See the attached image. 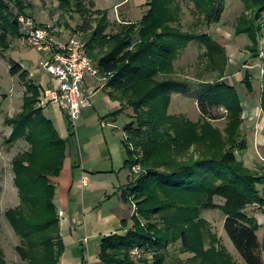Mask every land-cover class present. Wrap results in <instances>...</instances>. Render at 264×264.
<instances>
[{"label":"trees","instance_id":"trees-1","mask_svg":"<svg viewBox=\"0 0 264 264\" xmlns=\"http://www.w3.org/2000/svg\"><path fill=\"white\" fill-rule=\"evenodd\" d=\"M187 1L194 4L193 12L208 26L218 23L225 10V0ZM239 1L245 4V12L236 35H248L252 43L248 51L254 58L260 57L264 0ZM145 5L148 11L139 22L122 24L113 32H108L112 26L109 12L99 11L96 27L85 36L88 56L100 74L109 77L105 87L122 105L106 118H117L124 105L134 112L124 128L125 167L131 170L134 164H141L144 170L138 176L131 172L121 192L124 203L136 206L131 225L123 220L125 234L102 239L97 263L137 264L131 251L140 248L152 253V260L143 259L144 264H167L168 248L180 243L181 252L193 256L177 264H237L202 216L204 210H220L225 216L224 229L245 263L264 264L258 221L247 213L250 206H264L259 189L264 176H257L237 157L236 151L246 146L240 138L245 108L236 88L223 82L226 62L217 81L197 85V107L202 115L198 122L183 114H169L172 92H190L192 85L184 89L185 84L175 79L162 80L173 73L179 43L199 41L207 45L213 69L218 59L225 58L224 48L208 33L174 27L181 15L179 0H146ZM26 8L21 0H0L3 49L9 48L10 36H22L17 18ZM9 62L11 74L25 82L26 93L22 111L5 121L12 127L6 143L13 146L25 140L30 149L13 159L21 203L5 215L22 241L17 253L25 264H60L66 246L51 179L63 171L68 140L59 135L44 110L36 107L40 88L30 73L18 62ZM251 77L247 72L243 84L253 92ZM222 110L227 113L224 130L214 125L215 120L225 117ZM66 119L72 137L74 122L69 116ZM217 198L223 202L217 203ZM0 264H7L1 255Z\"/></svg>","mask_w":264,"mask_h":264},{"label":"rangeland","instance_id":"rangeland-1","mask_svg":"<svg viewBox=\"0 0 264 264\" xmlns=\"http://www.w3.org/2000/svg\"><path fill=\"white\" fill-rule=\"evenodd\" d=\"M21 1L27 5V8L25 12L20 14L34 17L40 25L50 28L55 36L66 41L77 38L85 42V36H88L91 30L96 27L97 18L101 17L99 11L109 12V20L112 26L108 32L116 31L122 24L139 22L148 11L145 5L146 0ZM179 4L180 20L179 23L174 24V27L181 28L185 32L208 33L213 41L224 48L225 58L218 59V66L213 69L210 58L211 51L207 45L199 41H193L189 44L179 43L176 59L173 63V73L169 76L165 75L162 80L172 78L177 80L179 84L184 83V89L190 85H192V89L190 92L184 93L172 92L169 114H183L192 121L198 122L201 115L199 116L196 105L199 98V92H195L199 91L197 85L203 81H207V83L217 81L220 69L223 67V63L226 62V71L232 77L234 87L243 102V106L250 114L256 112L252 113L253 116L243 115L246 119H244L241 127L240 138L245 141L246 146L244 149L237 150L236 154L240 162L244 163V166L254 171L257 176H264V57L261 56L264 54V27L261 55L254 58L247 48L252 44L248 35H236L239 19L245 12L243 2L225 0V10L220 21L211 26L204 23L203 17L201 20L193 12L195 9L194 4L187 0H179ZM86 10H89L90 13L87 14ZM262 23L264 24V19ZM223 31H228L223 33V37L227 39L230 44L229 47H225L218 41L219 39L220 41L224 40L220 37ZM14 50L26 52L23 53L27 58L22 60V67L24 70L33 73L32 75L38 83H41L46 73L38 66L41 53L26 45L22 36H10L9 48L6 50L0 46V255L3 256L7 264H25L17 253V247L22 244V241L5 215L6 211L19 206L21 203L19 191L15 186L13 159L18 154L30 149V145L25 140H20L13 146L6 143L12 133V127L8 126L5 121L8 118L17 116V112L20 111V106L23 103L26 88L25 82L20 76H13L10 72V59L18 63L20 61V54L18 56L12 55ZM221 60L222 62H220ZM247 72L252 74L253 92L243 84ZM100 76L101 79L105 78L106 80H90L87 86L84 87L88 91L93 90L95 92L92 98L93 108L83 111L81 118L73 128L75 135L71 137L68 132L63 138L68 140L70 153L73 152L71 157L74 160L75 167L76 165H78V168L83 166L84 170L87 171V176L92 171L99 170L102 167H110L111 162L100 159L106 156V158H109L111 154L115 176L109 178L113 179L115 183L125 184L130 175V168L125 167L127 154L123 144L126 137L124 128L133 120L134 112L131 108H127V105H124L125 110L117 118H106L119 110L122 105L120 101L113 100L107 87H105L109 77ZM223 80V82L229 81L231 86L233 85L231 79L224 78ZM36 107L43 110L47 109L46 115L50 118L53 114L57 115L54 112L55 107L47 108L42 104L40 98ZM66 121L68 122L67 119ZM67 122L66 126L68 125ZM214 125L224 130L227 121H215ZM56 129L61 135L63 130L60 124H56ZM81 158L83 164L80 165L79 159ZM135 165L141 168L138 173H133L138 176L144 170L141 164H134L133 166ZM259 189L264 195V185L260 184ZM216 202L222 203L223 200L217 198ZM131 209L133 216L136 206L131 205ZM247 213L258 221V235L264 241V206H250L247 208ZM202 216L211 224L213 233L217 235L221 245L227 248L237 264H246L224 229V214L220 210H204ZM97 242V240H93L89 246L93 250L95 249V254L99 255L100 245ZM208 247L209 245H207ZM192 256V254L181 252L180 243L171 245L167 250V264H177V262L186 261ZM151 257V252L143 251L142 257L135 259V262L144 264L143 259L151 261ZM132 258L134 259L133 256Z\"/></svg>","mask_w":264,"mask_h":264},{"label":"crops","instance_id":"crops-1","mask_svg":"<svg viewBox=\"0 0 264 264\" xmlns=\"http://www.w3.org/2000/svg\"><path fill=\"white\" fill-rule=\"evenodd\" d=\"M227 32L228 31L221 32V36H219L224 40H218L225 47L230 46L227 39L223 37V33ZM23 53L26 52L19 50H14L12 52L13 56H18L20 54L19 63L21 66L22 60L27 58V56ZM29 73L30 79H32L40 88L39 98L41 100L45 92L55 83V80L45 71L46 74H44L41 83H38L34 79V75H32L33 73ZM225 78L231 79L233 83L229 72ZM89 81H87V84ZM226 83L231 85L229 81H226ZM232 86H234V83ZM25 93L26 88L24 96ZM23 104L24 98L23 103L20 106V111L17 112V115L22 111ZM48 107H55L54 112L57 115L53 114L52 118L48 117L46 115L47 109L44 110L45 115L52 120L55 127L56 124H60L61 129L63 130L60 136L62 138L65 137V134L69 132V124L66 121L68 114L57 105H50ZM198 113L200 116L201 113L199 109ZM221 113L224 114L223 116L225 117L215 121H227L226 111L222 110ZM252 113L250 114L249 111L245 109L244 115L253 116L254 114ZM200 118H202V115ZM244 119L246 118L244 117ZM56 121L58 122L56 123ZM66 122L68 124L67 126ZM27 151H29V149ZM71 153L73 152L71 151ZM71 153L68 150L61 175L51 179L56 186L55 204L60 213V227L64 244L66 246V250L61 258L60 264H97L96 261L98 260L97 257H99V255L95 254V249L93 250L89 246L91 241L97 240V244L101 245V241L105 236L115 233L125 234L127 229H124L122 226L123 220H128L131 225L130 219L133 211L131 209V205L124 203L122 200L121 192L122 189L128 185L130 181L129 176L132 171L130 170L127 183H115L113 179L109 178L110 176H115L114 165L111 161L113 160V156L110 154L109 158H106V156L100 159L102 161L105 160L107 162H111L112 164L110 167H102L99 170L92 171L90 175L87 176V171L84 170L83 166L78 168V165H76L77 168L75 167ZM79 160V164H83L82 158Z\"/></svg>","mask_w":264,"mask_h":264},{"label":"built area","instance_id":"built-area-1","mask_svg":"<svg viewBox=\"0 0 264 264\" xmlns=\"http://www.w3.org/2000/svg\"><path fill=\"white\" fill-rule=\"evenodd\" d=\"M17 21L23 41L41 53L39 67L55 80L41 99L42 104L46 107L59 106L76 123L84 110L93 107L92 98L95 92L84 88L87 81L105 79H101L98 66L88 56L86 44L77 38L61 40L50 28L39 25L30 15L20 14ZM261 56L264 57V54ZM140 169V166L135 165L131 171L138 173ZM143 251L136 248L131 251L132 256L139 259Z\"/></svg>","mask_w":264,"mask_h":264}]
</instances>
